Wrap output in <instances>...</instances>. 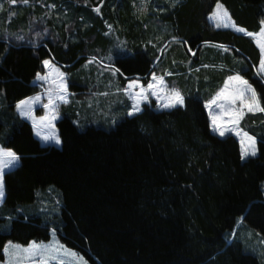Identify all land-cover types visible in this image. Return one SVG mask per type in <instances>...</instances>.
I'll use <instances>...</instances> for the list:
<instances>
[{
  "label": "trees",
  "instance_id": "1",
  "mask_svg": "<svg viewBox=\"0 0 264 264\" xmlns=\"http://www.w3.org/2000/svg\"><path fill=\"white\" fill-rule=\"evenodd\" d=\"M112 1L72 0L70 23L57 28L47 11L31 3L8 22L7 30L21 38L0 35V147L19 158L18 167L3 175L0 262L8 243H47L53 231L87 264H264V111L245 114L239 123L256 142V155L242 159L234 137L210 132L204 107L236 74L264 108L261 54L253 38L208 20L221 6L236 28L257 35L264 0H152L157 24L171 33L159 47L170 39L180 44L168 57L182 107L158 111L151 100L128 117L122 115L128 109L123 96L115 123L80 127L71 103L55 124L60 148L42 147L16 113L19 103L37 94L33 82L46 60L69 74L73 94L83 91L75 73L89 57L109 54L104 33L110 15L116 27H126L131 52L114 54L117 84L121 89L139 78L147 85L157 57L146 48L145 22L152 15L139 19L129 0H117L115 14L107 15ZM102 3L98 16L92 9ZM79 22L87 27L78 28ZM46 27L50 39L35 42L32 30ZM49 193L57 198L56 214L43 203ZM239 219L238 228L261 242L260 255L235 234Z\"/></svg>",
  "mask_w": 264,
  "mask_h": 264
},
{
  "label": "rangeland",
  "instance_id": "2",
  "mask_svg": "<svg viewBox=\"0 0 264 264\" xmlns=\"http://www.w3.org/2000/svg\"><path fill=\"white\" fill-rule=\"evenodd\" d=\"M129 1L131 2L132 13L135 14L139 19L145 17L147 14L152 15L149 16L147 21L145 22V26L149 28V31L145 30L144 33L148 31V35L146 38L148 44L146 48L148 50H151V54L155 53L154 55L157 57L152 66L153 71L150 74L147 86H143L139 78L127 80L129 82H127L125 88L121 89L116 82V73L111 67V61L115 55H130L131 52L129 51V43L126 40V34L123 32L126 27L124 26V28L122 29V26L120 24L118 25V27H116L114 22L109 21V17L111 16L110 14H115L116 11L115 3H117V0H113L112 2H110L109 10L106 11L107 15L110 16H108V20L105 21L107 31L104 33V36L108 37V39L110 40V43L104 49L105 51H109V54H106L103 57H99L98 55L89 57L87 59V62L83 64L82 67L75 73V75L79 77L80 85L84 88L83 91L78 96H76V94H73L69 90V74L66 73L60 65H57L52 60H46L49 63L47 66L45 65V63H43L44 73L38 75L39 77H43V79H39L37 76L33 83V85L37 87V94L31 97V100L30 98L29 100L27 99V103L22 104L18 108L21 113H25V115H23L24 118L30 120L35 124L36 136L40 139L45 147H54L53 145L57 144L55 142V139H53V137L58 138L55 124L59 119L58 117L61 116V113L71 107V103L77 105V107H74L72 109L75 111V115L78 117V119H75V122L78 123L80 127L88 124L99 126V124L103 125L107 124L108 122L115 123L119 118L122 117L120 116V111L123 112L124 109L123 96L125 95H128V102L125 98L128 109L126 113H122L123 116L124 114L129 115V113H134L133 105L138 104L140 107L141 102L146 100H148L149 103L151 101L149 100L151 96L152 98L156 99V102L154 101L156 110H158V106L160 108H172L179 105L178 103H176L175 97L171 95L173 90L178 91L179 94L180 91L179 87L176 88V81H178L177 78L173 77L170 73V67L174 66L172 65L174 60H170V57H168V53L172 50L173 55L174 52L178 53L180 44L176 39H170V41H168L166 44L159 47V42L163 41L162 38L164 36L168 37L171 33L166 30L165 27L159 26L160 24H157L154 18V12L157 11L158 5H155L154 3L152 4V0ZM163 1H166L168 3L176 2V0ZM31 3L36 4L35 6L39 7L41 12L47 11L48 17H51L53 28L61 27L64 25L66 26L68 23H70L72 0H60L58 5L48 3L44 4V1L42 0L39 2H36L34 0H29L27 2L24 1L19 5L13 2V0H0V35L7 34L9 36H18V34L16 33L11 34L10 32L12 30L10 32L7 30L8 22L11 21V19L15 17V15L17 16L18 14H21L24 7H30V5H33ZM102 7L103 3L96 8H93L92 12L98 16H101ZM221 8V6L220 8L216 6L214 12L208 17L210 24H212L216 28H226L236 33H243L252 37L260 51L262 62V60H264V24L262 25V29L259 34L249 35L236 28L233 22L230 20L228 14L226 17L223 15V12L226 11L223 8L221 10ZM41 12H39V14ZM35 20L38 19L33 18L32 22L35 23ZM80 23L81 22H79L80 27L78 26V28L84 29L87 27L85 24L81 26ZM49 29V27H46L41 31L33 29L32 36L35 42H41L42 40L50 39V35L48 34ZM18 37L21 38V36ZM101 49L102 48L98 46V49L95 50L96 52H101ZM159 57H161L160 62L158 60ZM261 62L257 69V72L264 80V69L261 68ZM233 76L237 75L234 74ZM153 77H155L156 79H153ZM161 79L163 83H159ZM149 85H153V87L150 88ZM123 89L126 91V93L123 92ZM237 89L244 90V95L239 96ZM234 94L238 98H236L235 102L233 103L231 102V97ZM226 95L228 96V99L219 98L216 100L215 104H212L211 108L207 107L212 120L213 116L217 117V124L212 129L211 133L218 137L231 135L241 143L242 150H247L249 152V154L244 158L251 157V150L253 147L252 140H249L246 135L239 131V126L237 123L245 114L259 112V110H256L255 106L257 98L256 96L252 97V93L246 91L244 89V86L236 81L229 82L226 89ZM37 97L39 99H36ZM60 97H64V100H61ZM33 103H37V106L34 109L31 108V104ZM165 104H173L174 106L164 107ZM249 104L253 105L252 111H249ZM218 105H223V108L218 107ZM90 110H93L94 113L91 112V114L88 115V112ZM140 111L138 112L140 113ZM240 113L243 114L242 117L240 116ZM224 119H230V121L225 122ZM232 121L236 122L233 123ZM217 126H222L220 130H231L224 131V135L221 136L219 134V131L216 130ZM37 133H39V135ZM45 136L49 137V139L45 140L43 138ZM60 145L61 144H58L56 148H60ZM254 147L256 152L255 144ZM0 149L2 148L0 147ZM9 160L10 158L7 157L2 158L3 164L7 165L3 168V175L15 170L19 165V158L16 162H14V166L8 164ZM54 190L52 188L49 191ZM55 191L57 192V190ZM3 199L4 195L3 198L0 199V207L3 203ZM43 203L49 207L48 214L57 213V198H55L52 193L48 194V197L44 199ZM59 205L60 203L58 201V206ZM241 224L242 221L241 219H239L236 228L240 227ZM236 231L238 232H236L235 234H237L239 238H241L245 242V245L250 249V251L258 255L261 254L262 245L257 238H255L247 230L242 231L238 228ZM50 237H52V241L48 244H39L32 242L29 247H24L8 243V247L6 248L9 250L12 248H21L27 250L23 255H18V257L29 256V260L33 262L31 264H47L42 261V258L44 256H47L46 251L41 250L40 248L54 247L56 243L59 242L57 236L53 231L50 233ZM63 249L67 254L61 255L60 258L67 260L69 264H87L86 260L81 255L64 247Z\"/></svg>",
  "mask_w": 264,
  "mask_h": 264
},
{
  "label": "crops",
  "instance_id": "3",
  "mask_svg": "<svg viewBox=\"0 0 264 264\" xmlns=\"http://www.w3.org/2000/svg\"><path fill=\"white\" fill-rule=\"evenodd\" d=\"M61 67H62V66H61ZM235 75H236V74H235ZM232 76H233V75H232ZM127 82H129V81H127ZM127 82H126V84H127ZM226 82H228V84H229L230 81L226 80L225 83H224V85L221 87V89H219V90L217 91V93L221 92V90L224 89V88L226 87ZM33 83H34V82H33ZM171 83H173V82H171ZM126 84H125V86H126ZM167 84H168V83H167ZM228 84H227V85H228ZM168 85H169V84H168ZM125 86H124L123 88H125ZM145 86H147V85H145ZM177 87H178V86H177V83H176V88H177ZM123 90H124V89H123ZM123 92L126 93L125 90H124ZM217 93H216V94H215L210 100H208V102H206L205 105H204V107H205V109H206V112H207V114H208V116H209V118H210V132H212V129L215 127V125H213L211 115H210V113H209L208 108L206 107V105L209 104L210 101H212L214 98L217 97ZM123 94H124V93H123ZM124 97L127 99V98H128V95H125ZM28 100H29V99H28ZM28 100H26V101H28ZM30 100H31V98H30ZM149 100H153V101L156 102V99H155V98H152V96H151V98H150ZM126 101L128 102V99H127ZM23 102H25V101H23ZM22 104H24V103L21 102V103H19L18 105L21 106ZM144 104H148V100L141 102V105H140V107H139L140 110H141V107H142ZM18 105H17V107H16V113L19 115V117H20L21 119L27 121V122L31 125V127H32V129H33L34 137L38 140V142L40 143L41 146L45 147V146L42 144V142L40 141V139L36 136V132H35V130H36V128H35V124H34L33 122H31L30 120H28V119H26V118L23 117V115L21 114V111L18 110ZM157 105H159V104H157ZM36 106H37V103H33V104H31V108H32V109H34ZM182 106H183V104H182V105L179 104V105H177V106H175V107H172V108L182 107ZM172 108H160V107L158 106L157 109H158V111H167V110H170V109H172ZM140 110H139V111H140ZM138 113H139L138 111H134V113H132L131 115L129 114V115H127V116H128V117H132V116H134V115H136V114H138ZM256 113H257V112H256ZM62 114H63V113H61V116L58 117V118H59L58 120L61 119ZM241 119H242V118H241ZM241 119H240L239 122L237 123L238 126H239V123H240ZM224 121H225V122H229L230 119H224ZM238 129H239L240 132H242V131L240 130V128H238ZM242 133H243V132H242ZM243 134L245 135V133H243ZM57 135H58V134H57ZM246 136H247V135H246ZM247 137H248V136H247ZM248 138H249V137H248ZM58 139H59V138H58ZM251 140L255 142L254 139H251ZM238 143H239V147H240V153H242V146H241V143H240L239 141H238ZM59 144H60V143H59ZM57 145H58V144L53 145V146H54V147H57ZM50 146H52V145H50ZM255 146H256V142H255ZM255 155H256V152H255ZM255 155H252L251 157H254ZM247 158H249V157H247ZM247 158H243V159H247ZM51 241H52V237H50V241H49V242H47V243H39V244H48V243H50ZM30 244H31V243H30ZM30 244L27 245V246H24V247H29ZM15 245H16V244H15ZM6 247H8V246L6 245L5 248H4V260H3V262H0V264H31V263H33L32 261L29 260V258H30L29 256H27V257H18V255H23V254L26 252L24 249H21V248H12V249L9 250V249H7ZM40 249L46 251V255H47V256H44V257L42 258V261H43L44 263H47V264H69V263L67 262V260H64V259L60 258L61 255H66V254H67L66 251L63 249V247H62V245H61L60 242H57L56 245H55L54 247H41ZM52 252H53V253H52ZM70 264H73V263H70Z\"/></svg>",
  "mask_w": 264,
  "mask_h": 264
},
{
  "label": "snow or ice",
  "instance_id": "4",
  "mask_svg": "<svg viewBox=\"0 0 264 264\" xmlns=\"http://www.w3.org/2000/svg\"><path fill=\"white\" fill-rule=\"evenodd\" d=\"M13 2H15V0H13ZM25 2H27V0H25ZM218 8H220V6H218ZM222 10V8H221ZM223 15L226 17L227 16V12H223ZM240 31H243L242 29H240ZM45 65L47 66L48 65V61H45L44 62ZM261 68L264 69V60H262L261 62ZM39 79H43V77H39ZM153 79H156L155 77H153ZM229 81H236L238 82L239 84L243 85L244 86V89L248 92H251L252 93V97H255L256 96V93L255 91L250 87L248 86V82L246 80H244L241 76H230L228 78ZM159 83H163L162 79L159 81ZM227 84L228 82H226V87L225 89H222L221 92L217 93V97L214 98L212 101L209 102V104L206 105V107L208 108H211L212 104H215L216 103V100L219 99V98H224V99H228V96L226 95V89H227ZM149 87H153V85H149ZM237 92L239 93V96H243L244 95V90H240V89H237ZM172 96L175 97V101L176 103L178 104H183V98L180 96L179 92L178 91H175L173 90V92L171 93ZM238 98L235 94L232 95L231 97V102H235V99ZM36 99H39L38 97ZM61 100H64V97H60ZM22 103H27V101L25 102H22ZM174 106L173 104H165L164 107H172ZM256 110H259V111H264V108H260L259 107V101L257 100L256 101ZM20 107V105H18V108ZM218 107H221L223 108V105H218ZM249 107V111H252L253 110V105L252 104H249L248 105ZM133 110L134 111H139V105H133ZM22 115H25L24 112L21 113ZM131 115V113H129ZM242 113H240V116L242 117ZM213 125H216L217 124V117L216 116H213ZM233 123H235L236 121H232ZM222 126H217L216 130L219 131V134L221 136L224 135V131H230L231 129H224V130H220ZM39 135V133H37ZM245 135H247L245 133ZM45 140L49 139V137L45 136L43 137ZM53 139H55V142L57 144L60 143V140L56 137H53ZM252 138L249 137V140H251ZM252 144H253V147H252V150H251V154L252 155H255V147H254V144L255 142L252 141ZM249 154V152L247 150H242V153H241V158L243 159L245 156H247ZM4 157H7V158H10V160L8 161V164H11L14 166V162H16L18 160V157L11 151H4L3 149H0V199L3 198V195H4V192H3V168L7 165H4L3 162H2V158ZM27 251V250H25Z\"/></svg>",
  "mask_w": 264,
  "mask_h": 264
},
{
  "label": "bare ground",
  "instance_id": "5",
  "mask_svg": "<svg viewBox=\"0 0 264 264\" xmlns=\"http://www.w3.org/2000/svg\"><path fill=\"white\" fill-rule=\"evenodd\" d=\"M160 62V61H159ZM178 69V68H177Z\"/></svg>",
  "mask_w": 264,
  "mask_h": 264
}]
</instances>
